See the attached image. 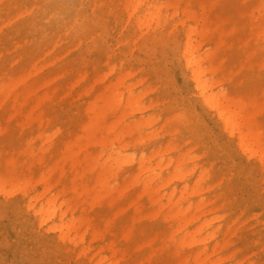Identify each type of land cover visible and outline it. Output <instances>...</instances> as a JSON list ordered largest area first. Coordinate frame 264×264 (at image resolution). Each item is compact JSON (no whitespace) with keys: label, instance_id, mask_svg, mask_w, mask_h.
Masks as SVG:
<instances>
[{"label":"bare ground","instance_id":"6f19581e","mask_svg":"<svg viewBox=\"0 0 264 264\" xmlns=\"http://www.w3.org/2000/svg\"><path fill=\"white\" fill-rule=\"evenodd\" d=\"M116 2L112 1L111 7ZM210 5V0H125L108 18L118 21L120 13L126 14V24L136 28L139 38L155 42L175 34L180 27L183 41L179 57L198 97L213 111L231 142L254 159L264 174V102L228 94V86L238 81L240 73L226 64L233 62L236 43L242 44V40L231 39L236 24L229 27L226 22L213 21ZM247 27L249 40L244 47L249 58H257L264 52V2L255 7ZM258 65L264 72V57ZM106 71L93 79L109 83L87 103V122L74 137L57 143L59 154L42 174L36 172V153L43 155L39 151H44L46 156L45 146L52 144L61 130L50 133L52 119L32 116L36 110L43 113L42 103L31 107L16 100L11 104L16 87L13 82L0 86V114H6L7 121L26 116L29 126H35L19 153L7 157L0 152V196L20 197L23 210L33 213L38 227L55 234L42 244L43 262L69 264V258L75 257L80 264H129L124 245L131 233H113L109 221L95 224L88 210L136 190L131 204L133 221L150 210L147 216L155 225L167 227L161 238L156 237L152 251L143 248L148 257L140 264H154V258L163 256L172 257L173 264H264L259 255L242 258L228 251L231 227L221 215L226 204L219 202L225 196L210 197L216 191L213 166L205 161L189 167L191 156L179 140L183 136L196 139L199 127L166 120L163 129L167 136H159L161 132L154 129L159 116L134 120L145 108L143 98L133 96L130 90L133 75L121 69L118 72L116 67ZM90 77L86 74L79 79ZM26 106L29 109L24 110ZM16 138L20 139V134ZM203 156L209 159L207 150ZM133 163L134 171L123 172ZM256 198L264 212V194ZM262 242L264 239V252Z\"/></svg>","mask_w":264,"mask_h":264},{"label":"rangeland","instance_id":"374dc122","mask_svg":"<svg viewBox=\"0 0 264 264\" xmlns=\"http://www.w3.org/2000/svg\"><path fill=\"white\" fill-rule=\"evenodd\" d=\"M112 1L0 0V86L13 82L16 87L11 104L16 100L31 107L42 103L43 113L36 110L32 116L52 119L50 133L61 130L54 142L45 146L46 156L44 151H39L43 155L36 153V172L44 173V168L59 154L57 143L74 137L87 122L84 112L87 103L94 101L109 83L93 79L105 68L108 72L109 67L130 72L134 78L129 84L132 95L143 98L141 103L145 108L143 113H136L134 120L159 116L161 119L154 123V129L161 132L159 136H167L163 129L166 120L175 121L179 126L199 127L198 134H194L196 139L183 136L179 140L191 156L189 167L201 166L205 161L213 166L216 191L210 197L216 200L221 194L225 196L219 202L226 204L221 215L231 227L228 251L237 252L242 258L259 255L263 260L264 212L256 196L264 194V174L254 159L231 142L213 111L198 97L179 57L183 41L181 28L161 42L139 38L136 28L126 24V14L120 13L122 20L117 16L118 21L108 18L109 12L117 11L125 0H117V6L111 7ZM262 2L210 0L213 21L226 22L229 27L236 24L231 39L242 40V44L236 43L233 62L226 64L240 73L238 81L229 85L227 91L236 99L264 102V72L258 65L264 52H259L257 58H249L244 47V42L249 40V17ZM86 74L91 77L79 79ZM5 115L0 114V152L9 157L26 147L27 135L35 126H29L26 116L7 121ZM19 134L21 138L17 139ZM204 150L209 154L208 160L203 156ZM135 169L136 163H133L123 172ZM230 173L234 176H229ZM135 197L136 190H132L110 204L88 210L95 224L109 221L113 233H131L124 245L130 256L129 264L144 261L148 255L143 248L152 251L156 237L161 238L167 231V227L156 226L147 216L150 210L133 221L131 204ZM35 219L33 213L26 214L23 210L20 197L0 196V264H51L43 262L41 248L55 234L39 228ZM68 262L80 264L75 257H70ZM153 262L173 264L175 261L163 256L154 258Z\"/></svg>","mask_w":264,"mask_h":264}]
</instances>
